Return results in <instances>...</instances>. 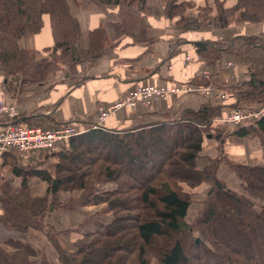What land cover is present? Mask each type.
I'll use <instances>...</instances> for the list:
<instances>
[{"label":"trees","instance_id":"1","mask_svg":"<svg viewBox=\"0 0 264 264\" xmlns=\"http://www.w3.org/2000/svg\"><path fill=\"white\" fill-rule=\"evenodd\" d=\"M73 1L77 4L82 0ZM86 1L96 7L118 9L119 22L109 24L114 32L113 47L140 25L136 12H144L149 0ZM163 1L166 19H178L179 24L191 8L179 0ZM211 1L218 15L228 13L223 1ZM237 9L264 22V0H237ZM201 10L211 11L207 4ZM45 15L50 19L53 47L49 50L50 59L34 63L30 52L22 49L19 41L39 34ZM0 36V68L7 76H20L22 87L41 85L60 66L74 71L85 62H94L104 55L108 42L106 29L100 26L89 32L88 47L81 48L80 24L66 0H0ZM193 46L198 59L211 67L214 74L223 52L231 54L237 65L246 67L248 79L225 89L233 102L229 105L231 109L238 110L247 103L260 108L264 105V35L216 43L198 42ZM192 83L213 85L212 80L203 78H194ZM219 110L220 107L206 103L197 110H184L177 121L156 122L124 131L104 127L89 129L74 136L68 148L52 155L57 160L53 165L54 174L12 163L10 168L21 178V184L18 192H13L9 183L1 186L0 228L18 233L41 230L45 214L57 205L58 195L76 189L83 192L81 198L58 207L73 210L92 203L106 204L112 220L108 224L96 223L93 232L83 234L75 242L71 253L61 248L53 231H48V239L61 264H151L152 260L158 264H264V254L258 252L254 240L257 231L264 246V167L226 161L228 169L242 182L245 196L227 189L217 178L220 160H214L209 166L198 165L204 138L217 130L213 121ZM19 115L23 118V114ZM29 122L28 127L31 124L57 127L52 119L41 115V110L33 112ZM250 135L258 136L264 147V117L231 134L237 138ZM146 139L149 143L141 148ZM169 141L175 145L167 152ZM106 143L107 151L103 154L99 144ZM89 144L94 145V151L85 159L81 151ZM132 146H140L136 155L126 157L124 166L119 164L116 153ZM27 177L48 184L51 205L47 196L32 197ZM99 183L114 184L116 188L97 194L94 188ZM202 183L210 188L193 224L188 225L186 216L191 196L182 185L192 188ZM219 211L223 213L221 216ZM226 219H234L241 225L234 236L228 234ZM127 220L133 221L132 227H125ZM195 232L201 238H194ZM237 236L251 240L240 246ZM36 255L37 251L30 245L11 239L0 241V264H34L31 259Z\"/></svg>","mask_w":264,"mask_h":264},{"label":"crops","instance_id":"2","mask_svg":"<svg viewBox=\"0 0 264 264\" xmlns=\"http://www.w3.org/2000/svg\"><path fill=\"white\" fill-rule=\"evenodd\" d=\"M219 1L224 2L223 8L228 12L226 15H218L211 0H179L191 6L179 24L178 19L172 21L166 19L163 0H149L144 12H136L140 25L112 47L114 32L109 24L119 22L118 9L96 7L86 0L77 4L73 0H66L73 16L80 24L81 48L88 47L90 31L100 26L106 29L108 42L104 55L94 62L88 61L79 65L74 71L60 66L51 72L41 85L28 87H22L20 76H7L0 68V87L16 105L19 114H23L21 123L26 126L30 124L32 113L37 110H41V115L52 119L57 126L79 124L83 128L86 124L92 125L96 119L98 106H108L122 100L139 85L154 86L158 89L175 87L179 90L192 91L186 93L180 91L164 102L159 100L148 110L138 108L135 111H119L110 116L102 127L124 131L156 122L177 121L184 110H197L206 103L220 107L219 119H225L233 103L225 89L246 81L248 71L246 67L237 65L231 54L223 52L221 60L216 65L217 72L214 74L211 67L198 59L193 44L225 42L237 37L264 35V22H258L244 10L237 9V0ZM206 4L211 10L208 13L201 10ZM19 46L30 52L34 63L50 59L49 50L53 47V38L47 15L42 17L40 33L23 37L19 41ZM194 78L212 80L213 85L197 86L192 83ZM206 88L214 92L212 98H206L201 94L200 90ZM219 90L228 94L224 100L216 97L215 93ZM213 126L220 132L224 131L222 136H219L222 138L218 140L220 145L227 142V150L232 154L235 151L237 155L242 152L239 157L249 162L240 163L233 159L236 163L264 167V147L258 136L226 137L225 134L230 127L227 128L224 124ZM1 127L3 125H0ZM40 155L32 152L5 153L2 158L4 166L3 168L0 166V178L13 189H18L21 178L13 174L9 163L21 168L41 170L45 164L52 163L53 156L42 159L39 158ZM198 165L203 167L200 162ZM28 182H31V185L38 184L37 195L45 193V185L39 179L33 178ZM1 198L0 190V202ZM190 212L189 207L186 219Z\"/></svg>","mask_w":264,"mask_h":264},{"label":"rangeland","instance_id":"3","mask_svg":"<svg viewBox=\"0 0 264 264\" xmlns=\"http://www.w3.org/2000/svg\"><path fill=\"white\" fill-rule=\"evenodd\" d=\"M81 3V2H80ZM80 43V40H79ZM127 97V96H126ZM126 97H124L122 100L118 101V102H122ZM7 99L9 102H11L10 98L8 97V95L5 93V91L2 89V87H0V99ZM115 102V103H118ZM13 103V102H11ZM113 103V104H115ZM157 103V102H155ZM155 103L153 104V106L155 105ZM246 104V103H245ZM250 105H252L251 103H247L245 106H243L242 108L250 107ZM110 106V105H108ZM106 106H102L103 108L108 107ZM256 108H259V106H255L252 105ZM251 106V107H252ZM100 107V106H98ZM262 107V106H261ZM242 108L238 109V110H242ZM142 108H139V110ZM150 109V108H149ZM122 110H130V111H135L137 109L134 108H122L116 112H114L113 114L122 111ZM148 110V109H145ZM234 110V108H230V111L228 112L229 114L232 113ZM256 110V109H254ZM111 114V116L113 115ZM228 115V114H227ZM219 118H221V116L219 115V113L217 114V117H215L213 124L218 125V124H224L228 127H230L227 132H226V137H228L229 135H231L234 131L240 129V127L234 126V125H230V124H226V123H222L221 121H219ZM106 122V121H105ZM104 122V124H105ZM73 127L75 128V130L78 132L77 135L92 129L93 125H85L80 126L79 124H72ZM41 127V126H39ZM214 127V126H213ZM243 127H248V126H243ZM47 128V127H46ZM215 128V127H214ZM1 128H0V132H1ZM222 133H224V131L220 132L219 130H214L212 131V133L208 134V136L206 138H204V142L202 145V151L200 152V163L203 166H209L211 164V162H213L214 160H220V162L217 164V168H216V176L217 178L219 177L221 179V181L224 183V185L226 186V188H234V190L232 189L231 191L235 192L238 195H245L247 196L246 191L244 190V186L242 185V182L236 177L235 178V174L230 171V169H228V167L226 166V161H230L233 163L240 162V163H249L247 159L244 158H240L239 156L242 155V152H239L238 155L236 154L235 151H233V154L227 150V142L224 145H220V141H218L219 136H222ZM75 135V136H77ZM225 135L223 136V138L225 137ZM213 136V137H212ZM149 143V140L146 139V141L144 140V142L142 144H140L141 148L143 146H145L146 144ZM70 144V142H69ZM100 148L103 150V152L101 153H105V151H107V143L103 146L101 144ZM175 143L172 141H169V149L167 150V152H170L171 149L174 148ZM88 148H85L81 151V154H83L82 156L86 158H88V154L92 155V151H94V145H87ZM140 146H138V148L132 146V148L130 147L128 150L125 149H121L119 152L116 153V158L115 160L124 166V162L126 161V157H128L129 155H136V153L138 152ZM17 153V152H15ZM34 154H41L39 158L45 157L48 158L50 157V155L53 154H49L47 152L43 153V152H32ZM166 153V150H165ZM85 154V155H84ZM51 158V157H50ZM202 159V160H201ZM235 159V161L233 160ZM56 159L53 157L52 163L50 165L45 164L43 169L44 171L50 172L51 174L53 173V165L54 163H56ZM6 164H8L7 162H5ZM4 161L1 162L0 166L1 168H3ZM10 165H12V163H9ZM238 164V163H236ZM9 165V167H10ZM64 166L66 168H69V165L64 164ZM122 166V167H123ZM29 169V168H26ZM35 170H40V169H35ZM34 177H27V185L30 189V194L32 195V197H39V198H44L47 196L48 199V204L51 205V196L50 194L47 193V189H48V184L41 181L40 182L42 184L45 185V193L42 194L41 196L37 195L36 191L39 188V186L36 185H31V182L29 183L28 180L33 179ZM218 178V179H219ZM3 183H7L6 181L4 182L3 179L0 178V190L1 186ZM183 189L185 192H187L188 194H190L191 196V204H190V214L188 215V218L186 219V223L188 225L193 224L196 216L198 215L199 211L202 208V202L206 197V194L209 190V185L206 183H202L198 186L195 187H189L188 185H182ZM116 188V186L114 184H110V183H99L95 186V190L94 192L97 194L100 193H104V192H110L113 191ZM227 188V189H228ZM20 189V187L18 189H14L13 192H18ZM230 190V189H229ZM83 195L82 191H78L76 189L71 190V191H63L58 195V198L56 200L57 205L55 206V208L50 209L44 217V221H43V226L41 230H29L26 233H18V232H12V231H5L3 229L0 228V241L3 243L4 241L6 242L7 240H16L19 241L23 244H27L32 246L36 251H37V255L36 257L32 258L31 260L33 261L34 264H42V261H45L46 264H61L59 262L58 259V255L55 251V249L53 248L52 244L50 243L49 239H48V235L47 232L49 231H53V233L55 234L56 240L58 241V243L60 244L61 248L64 249L67 252H72L75 249V242L77 240H79L80 238H82L83 234L85 233H89V232H93L95 230V225L96 223H100V224H108L111 220H112V214L109 213L108 207L106 204H102V205H94L89 204L86 206H82L80 208H76L73 210H68V209H63L58 207L59 205H69L70 202H72L73 200H77L81 198V196ZM257 204V202H256ZM0 208L3 214V210H2V200L0 202ZM1 214V215H2ZM218 214L221 216V214H223L222 212H218ZM227 218V217H226ZM86 219V221H84ZM125 227H132L133 226V221L132 220H127L125 223ZM226 228L228 230V234L229 236H234V233H236V230L241 229V225L238 224V221H234V219H226ZM256 233L254 234V240L256 241V247L258 252H262L264 254V246L261 245L262 244V239L258 237V232L255 231ZM194 238H201V235L198 232H195L193 234ZM237 242L238 245H244L245 243H249L250 242V238L248 237H240L237 236ZM236 242V243H237ZM5 247V246H4ZM5 249L8 252H13V250L10 247H5ZM151 264H158L157 260H152Z\"/></svg>","mask_w":264,"mask_h":264},{"label":"built area","instance_id":"4","mask_svg":"<svg viewBox=\"0 0 264 264\" xmlns=\"http://www.w3.org/2000/svg\"><path fill=\"white\" fill-rule=\"evenodd\" d=\"M191 92L190 89L178 88H161L154 86H137L122 101L103 108H97L96 119L92 124V129L102 127L104 122L114 112L122 108H142L149 109L157 101H167L171 96L179 92ZM206 98H212L214 92L206 88L200 90ZM216 97L222 100L228 96L223 90L215 93ZM19 112L14 103L7 99H0V122H6L1 127L0 132V164L3 155L8 152L30 153V152H47L53 154L60 149L68 148L70 140L77 135V131L73 125L57 126L55 128H46L39 126L28 127L19 122ZM264 117V105L260 109H252L250 107L242 108V110H234L225 119H219L222 123L234 125L237 127L254 125L259 119Z\"/></svg>","mask_w":264,"mask_h":264},{"label":"water","instance_id":"5","mask_svg":"<svg viewBox=\"0 0 264 264\" xmlns=\"http://www.w3.org/2000/svg\"><path fill=\"white\" fill-rule=\"evenodd\" d=\"M23 121V119H20L19 122Z\"/></svg>","mask_w":264,"mask_h":264}]
</instances>
